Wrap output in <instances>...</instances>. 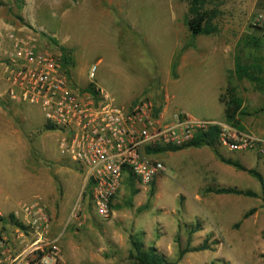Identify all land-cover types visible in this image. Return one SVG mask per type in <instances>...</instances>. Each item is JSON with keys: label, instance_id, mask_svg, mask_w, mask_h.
<instances>
[{"label": "rangeland", "instance_id": "1", "mask_svg": "<svg viewBox=\"0 0 264 264\" xmlns=\"http://www.w3.org/2000/svg\"><path fill=\"white\" fill-rule=\"evenodd\" d=\"M188 6L189 0H0V214L6 217L0 264H135L131 236L176 264H264V184L247 171L222 162L208 146L153 153L165 173L153 184L122 183L109 215L100 217L85 191L84 168L59 152V131L44 129L37 106L6 95L13 32L60 59L59 47L69 49L73 63L62 70L70 84L82 93L93 85L96 98L107 95L125 107L150 98L167 112L226 122L230 83L242 106L239 126L226 123L264 139V82L232 73L238 54L260 63L264 74V0H207L216 14L213 31L198 35L188 28ZM218 149L264 180V153ZM10 213L26 228L14 226Z\"/></svg>", "mask_w": 264, "mask_h": 264}, {"label": "built area", "instance_id": "2", "mask_svg": "<svg viewBox=\"0 0 264 264\" xmlns=\"http://www.w3.org/2000/svg\"><path fill=\"white\" fill-rule=\"evenodd\" d=\"M4 77L9 99L39 108L44 124L59 131L62 156L84 168L91 182L90 204L100 217L109 215L116 193L128 176L149 184L165 165L146 147L181 146L210 126L218 127L219 146L235 151L254 148L264 153V139L238 131L226 122L195 118L184 111L156 113L150 98L129 106L96 98L74 88L61 68L58 53L40 50L35 39L8 33Z\"/></svg>", "mask_w": 264, "mask_h": 264}, {"label": "trees", "instance_id": "3", "mask_svg": "<svg viewBox=\"0 0 264 264\" xmlns=\"http://www.w3.org/2000/svg\"><path fill=\"white\" fill-rule=\"evenodd\" d=\"M207 0H189L188 6V15H187V25L192 35L198 34H209L213 31L212 20L216 16L215 12L206 7ZM59 50L62 55L61 59V68H66L71 65L72 57L70 50L60 46ZM233 76L236 80L248 79L256 84H261L264 82L263 69L260 63L253 61L251 63H245L241 60L240 56L237 54L234 61V69L232 71ZM67 76V75H66ZM84 91L89 92L93 96H97L98 90L94 88L93 85H89L84 88ZM225 99L220 101L224 102V118L226 122L230 123L233 126H239V116L241 114L242 100L238 97L236 93V87L228 83L225 90ZM161 109V105L155 104V112L157 113ZM45 130L53 129L47 124L43 125ZM218 127L210 126L206 131L198 132L192 140L183 144L181 146H172V145H158L157 147H146V151L150 154L159 153L166 150H180L187 147H200L208 146L216 157L219 158L222 162L233 166L235 169L247 171L250 175L255 177L261 185L264 184L262 174L253 168L247 169L242 165L238 160L233 158L225 157L218 149ZM133 177L130 175L126 177L124 183H132ZM154 179L151 180L150 184H153ZM86 192L91 195V182L87 181ZM206 191L213 193H225V194H242L247 196H255L256 194L251 190H242L236 187H207ZM152 194V191L150 195ZM264 199V197H263ZM112 204H110L111 206ZM254 208L245 214L252 213ZM9 221L16 227L20 229H25L26 226L21 221H19L13 213H10L7 217ZM6 217L0 214V221H5ZM130 244L132 246V258L135 261V264H176V261L169 260L163 254L156 251L155 247L152 245H145L141 240L130 237ZM205 247V246H204ZM194 249L201 250L202 246L195 247ZM183 251H179L178 257L181 258ZM264 258V254H263Z\"/></svg>", "mask_w": 264, "mask_h": 264}, {"label": "crops", "instance_id": "4", "mask_svg": "<svg viewBox=\"0 0 264 264\" xmlns=\"http://www.w3.org/2000/svg\"><path fill=\"white\" fill-rule=\"evenodd\" d=\"M188 148H192V147H187V148H183V149H188ZM183 149H180V150H183ZM170 153L171 152H174V151H172V150H168ZM176 151H178V150H176ZM212 151V150H211ZM212 153H213V151H212ZM214 154V153H213ZM172 155V154H171ZM198 155H204V153H202V152H198ZM207 155V154H206ZM215 155V154H214Z\"/></svg>", "mask_w": 264, "mask_h": 264}]
</instances>
